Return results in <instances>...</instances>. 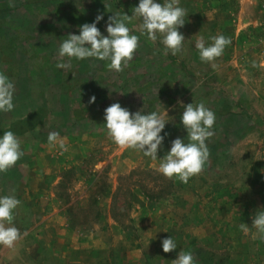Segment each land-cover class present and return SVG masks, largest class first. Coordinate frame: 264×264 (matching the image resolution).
Instances as JSON below:
<instances>
[{"label": "rangeland", "instance_id": "rangeland-1", "mask_svg": "<svg viewBox=\"0 0 264 264\" xmlns=\"http://www.w3.org/2000/svg\"><path fill=\"white\" fill-rule=\"evenodd\" d=\"M139 2L0 0V72L15 85L0 137L13 131L24 152L0 173V197L21 201L13 226L27 233L0 246V264H173L182 250L196 264H264V239L252 227L264 211V67H253L264 62V0H180L179 55L141 35L136 18L128 27L140 48L124 72L94 58L56 66L69 34L103 15L97 27L107 36L109 17L131 16ZM217 35L232 43L213 69L195 42L208 46ZM200 102L216 116L209 162L187 184L168 179L159 165L173 140L187 142L183 105ZM113 103L169 121L156 160L113 142L105 126ZM49 132L68 150L50 146ZM166 238L176 250L163 251Z\"/></svg>", "mask_w": 264, "mask_h": 264}, {"label": "clouds", "instance_id": "clouds-1", "mask_svg": "<svg viewBox=\"0 0 264 264\" xmlns=\"http://www.w3.org/2000/svg\"><path fill=\"white\" fill-rule=\"evenodd\" d=\"M10 6H14L10 3ZM133 14L114 13L107 23V33H101L97 24L104 19L98 15L95 22L85 23L80 26V34H69L59 46L60 58L57 67L70 70L72 60L96 59L108 61L107 67L111 71L122 73L130 66V62L140 48V37L133 34L128 27L134 19L139 18L141 35L155 42L160 39L164 45L165 53L172 55L182 54L184 50L185 36L179 31L186 23V9L180 6V0H140L134 7ZM212 43L205 45L203 37L195 42L202 62L211 64L213 69L232 41L224 35L211 37ZM253 67H264V62ZM15 85L10 78L0 72V113H10L15 109L14 100ZM96 97L92 96L90 103H95ZM182 124L187 130V142L177 138L172 141V147L167 155L161 159L159 171L168 179H175L187 184L192 177L199 176L205 170L209 162L210 151L207 141L214 136L216 123L215 113L207 108L203 102L183 105ZM106 129L113 142L124 149H132L143 152L147 157L156 160L161 148L166 121L158 112L142 114L137 111L131 113L120 103H113L105 109ZM50 146H59L61 154L67 151V144L61 139L58 132L48 133ZM21 140L13 131L7 130L0 137V173H7L15 167L23 157ZM21 205V201L14 195L0 197V246L13 248L23 236L20 230L13 226L15 211ZM252 227L264 239V211H258L252 219ZM243 233L248 234L249 226L240 224ZM163 251L170 253L177 249L178 245L173 238H166L162 242ZM173 264H196L191 251H180Z\"/></svg>", "mask_w": 264, "mask_h": 264}, {"label": "trees", "instance_id": "trees-1", "mask_svg": "<svg viewBox=\"0 0 264 264\" xmlns=\"http://www.w3.org/2000/svg\"><path fill=\"white\" fill-rule=\"evenodd\" d=\"M165 78H168V75H166ZM145 114H146V112H145Z\"/></svg>", "mask_w": 264, "mask_h": 264}]
</instances>
